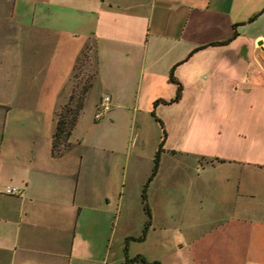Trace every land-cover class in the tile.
<instances>
[{"label": "crops", "instance_id": "0c3cea01", "mask_svg": "<svg viewBox=\"0 0 264 264\" xmlns=\"http://www.w3.org/2000/svg\"><path fill=\"white\" fill-rule=\"evenodd\" d=\"M12 18L49 35L55 91L49 107L0 104V264H264V0H13ZM89 44L95 78L54 147L75 92L62 84ZM172 70L182 95L169 102ZM93 89L97 108L112 97L99 120L85 111ZM158 118L167 135L147 188L151 224L129 239L142 234L132 227L162 141ZM169 200L175 238L153 220Z\"/></svg>", "mask_w": 264, "mask_h": 264}, {"label": "rangeland", "instance_id": "374dc122", "mask_svg": "<svg viewBox=\"0 0 264 264\" xmlns=\"http://www.w3.org/2000/svg\"><path fill=\"white\" fill-rule=\"evenodd\" d=\"M12 12L13 0H0V104L15 109L49 107L50 96L55 91V84L46 82L47 76L53 71L52 41L48 39V34L37 37L32 34L31 30H26L27 27H23L24 29L20 31L17 28L16 20L12 18ZM44 38L47 39L46 45H42L41 39ZM95 57V51L89 44L76 61L72 80L62 84L66 87L73 86L75 91L74 98L69 101L66 109L76 108L79 96L85 89L87 90L86 97L96 75ZM97 96V90L93 89L85 105L87 115H92L94 111L98 110L94 103ZM59 102L60 99H57V103ZM2 109L5 108L0 107V119L3 115ZM128 181L127 178V183ZM138 181L139 179L135 180V187H138ZM191 192L189 195L192 199ZM141 202L140 198V202H137L135 206L137 224L132 227V231H135L136 234L143 232L141 214L147 216L144 204ZM158 205V207L155 206L153 214L154 223H163V227L159 228V232L163 236L175 238L180 233L179 225H177L180 213L176 210V202L169 200L167 205L163 202L161 206L159 201ZM190 217L193 220L192 212ZM139 245L144 246L143 243L137 242V247Z\"/></svg>", "mask_w": 264, "mask_h": 264}, {"label": "trees", "instance_id": "16d2710c", "mask_svg": "<svg viewBox=\"0 0 264 264\" xmlns=\"http://www.w3.org/2000/svg\"><path fill=\"white\" fill-rule=\"evenodd\" d=\"M251 19H253V17ZM236 33L237 32H235V34ZM170 79L178 85L177 93H176L175 97L169 100V102H172V101L178 100L181 97V95H182V84L174 76L173 70L171 71ZM86 91L87 90L85 89L83 91V94H81L79 96V101L76 105V108L66 109L68 107L69 102L63 106V109L59 114L57 128H56L55 133H54V147H58L59 145L67 142V140L71 134L72 128L75 125L76 119H77L80 111L84 107V100H85ZM73 98H74V93L71 95L70 100H72ZM155 103H157V101ZM158 121L160 122V124L162 126V130H163L162 141H161L160 147H159V149L156 153V156H155L154 167H153L152 173L150 174L146 183L144 184L143 191H142V196H143V200H144V208H145V211L147 214V221H146V224L144 226L142 234L139 235L138 237L131 236L129 239H138V240L144 239V237L147 233V230L151 224V210H150L149 204L147 202V188L149 186V183L152 181V179L155 177V175L158 171L159 164H160V154H161V151L163 149V143H164V140H165L166 135H167V131L164 127L163 121L160 118H158ZM126 248H127V246H126ZM139 259L141 261H143L145 264H160V262L157 260L147 261L146 259H144L141 256H136L135 258L131 259L130 261L139 260Z\"/></svg>", "mask_w": 264, "mask_h": 264}, {"label": "built area", "instance_id": "2783aa9c", "mask_svg": "<svg viewBox=\"0 0 264 264\" xmlns=\"http://www.w3.org/2000/svg\"><path fill=\"white\" fill-rule=\"evenodd\" d=\"M112 108V97L109 94H104L99 102V107L95 113V118L97 120L104 117V115L109 112ZM7 194L21 195L22 189L17 186L7 185L4 190Z\"/></svg>", "mask_w": 264, "mask_h": 264}]
</instances>
